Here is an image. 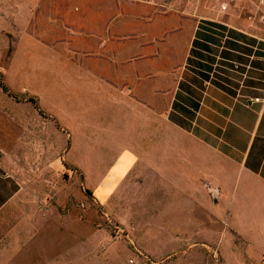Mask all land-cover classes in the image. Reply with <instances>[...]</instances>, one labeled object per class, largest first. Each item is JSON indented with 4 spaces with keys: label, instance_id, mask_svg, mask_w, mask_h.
<instances>
[{
    "label": "rangeland",
    "instance_id": "1",
    "mask_svg": "<svg viewBox=\"0 0 264 264\" xmlns=\"http://www.w3.org/2000/svg\"><path fill=\"white\" fill-rule=\"evenodd\" d=\"M221 5L227 10L221 12ZM257 5V0H0V78L13 99L35 97L57 127L54 152L46 144L44 159L36 149L29 157L12 152L8 169L22 185L0 212V264H21L15 263V249L5 254V247L35 246L32 241L49 248L54 264H264L256 237L250 250L213 209L221 205L208 191L214 184L199 177L185 182L195 143L173 130V145L172 131L169 138L162 133L167 128L162 115L156 162L165 176L157 171L146 185L130 177L102 179L90 163L92 156L100 167V156L120 151L129 140L122 135L129 112H111L108 94L141 86L105 82L123 69L114 63L140 53L138 41H132V52L116 41L124 38L117 33L152 39L162 30L192 33L194 21L220 18L264 35ZM169 87L167 82L163 88ZM163 99L161 109L168 106Z\"/></svg>",
    "mask_w": 264,
    "mask_h": 264
},
{
    "label": "crops",
    "instance_id": "2",
    "mask_svg": "<svg viewBox=\"0 0 264 264\" xmlns=\"http://www.w3.org/2000/svg\"><path fill=\"white\" fill-rule=\"evenodd\" d=\"M257 7L264 11L259 3ZM193 29L192 33L162 30L157 37L143 36V40L139 33H117L124 38L116 41L126 42L127 49L131 50L132 41H138L135 48L140 53L114 63L123 69L118 76L112 75V80L107 76L105 82L141 86L138 91L108 94L111 112H129L123 123L127 132L122 130L123 138L129 140L121 147L116 145L120 151L100 156V167L92 156L90 163L102 179L122 181L130 177L135 182L145 181V185L152 182L157 171L159 176L164 171L157 170L156 162L162 115L167 126L162 133L169 138L172 131L173 145V130L185 133L195 143L193 165L181 159L187 164L185 182L188 177H199L206 179L207 185L219 187V199L212 201L221 205L214 204L213 209L226 218L227 225L249 248L255 236L264 256V35L220 18L194 21ZM154 43L157 46L147 51ZM167 82L170 87L165 90ZM162 96L168 102L163 109ZM53 123L35 103L17 101L0 86V212L21 190V177L8 169L13 150L29 157L27 152L36 149L38 157L44 159L46 144L50 143L53 152L56 146L55 137L51 142ZM72 147L73 141L70 152ZM76 165L83 167L80 162ZM168 182L171 184V177ZM35 246H6L4 253L15 249V263L54 264L49 248Z\"/></svg>",
    "mask_w": 264,
    "mask_h": 264
},
{
    "label": "trees",
    "instance_id": "3",
    "mask_svg": "<svg viewBox=\"0 0 264 264\" xmlns=\"http://www.w3.org/2000/svg\"><path fill=\"white\" fill-rule=\"evenodd\" d=\"M0 86H1V88H2L5 92H7L10 96H13L12 92H11L10 89L8 88L9 86L7 85V83L5 82V80H3V79H1V78H0ZM28 101L37 104V99H36L35 97H32V96H31V97L28 99Z\"/></svg>",
    "mask_w": 264,
    "mask_h": 264
},
{
    "label": "water",
    "instance_id": "4",
    "mask_svg": "<svg viewBox=\"0 0 264 264\" xmlns=\"http://www.w3.org/2000/svg\"><path fill=\"white\" fill-rule=\"evenodd\" d=\"M209 192H210V195L212 197V200L216 203L219 199V195H220V192H219V187H216V186H209L208 188Z\"/></svg>",
    "mask_w": 264,
    "mask_h": 264
},
{
    "label": "built area",
    "instance_id": "5",
    "mask_svg": "<svg viewBox=\"0 0 264 264\" xmlns=\"http://www.w3.org/2000/svg\"><path fill=\"white\" fill-rule=\"evenodd\" d=\"M259 6H264V0H258ZM227 9V5H221V10L225 11ZM259 19L261 21V23H264V11L262 13H260L259 15ZM255 101L258 100V98L254 99Z\"/></svg>",
    "mask_w": 264,
    "mask_h": 264
}]
</instances>
